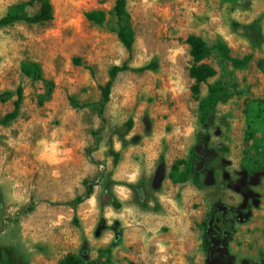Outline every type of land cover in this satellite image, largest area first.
Returning <instances> with one entry per match:
<instances>
[{
    "label": "rangeland",
    "instance_id": "rangeland-1",
    "mask_svg": "<svg viewBox=\"0 0 264 264\" xmlns=\"http://www.w3.org/2000/svg\"><path fill=\"white\" fill-rule=\"evenodd\" d=\"M30 1L0 0V19L20 6L34 16L40 5ZM50 1L51 22L0 29V118L23 90L19 117L0 126V264H58L70 253L83 264H206L203 221L215 203H238L228 184L243 170L264 169V0H127L132 70L118 75L105 121L102 87L129 59L116 0ZM91 11L106 12L107 21L89 22ZM190 36L212 48L203 63L217 71L200 99L192 94ZM220 42L231 58L253 61L235 68ZM28 64L40 67V80L23 72ZM216 82L230 97L204 129L199 102ZM5 93L12 96L3 102ZM200 137L218 153L210 161L214 184H205L206 173L200 185L175 184L173 165L192 156ZM160 167L166 175L156 185ZM86 183L91 197L73 206ZM106 186L121 209L103 197ZM233 241L237 264H257L250 243L248 254L242 250L246 239Z\"/></svg>",
    "mask_w": 264,
    "mask_h": 264
},
{
    "label": "trees",
    "instance_id": "trees-1",
    "mask_svg": "<svg viewBox=\"0 0 264 264\" xmlns=\"http://www.w3.org/2000/svg\"><path fill=\"white\" fill-rule=\"evenodd\" d=\"M38 3L40 8L32 17H29L23 9V6L17 7L13 12H10L5 17L0 19V29L6 28L18 22H27L31 24H45L51 22L54 19V8L50 0H31L29 5ZM114 13L119 22L118 39L120 43L125 47L129 53V59L121 66H114L109 72V81L102 87V100L98 106V113L100 118L105 121V108L110 102L112 89L114 83L119 74L132 70L129 63L132 59L133 47L136 41L135 33L131 28V15L127 10V0H116L114 6ZM86 18L89 22L102 25L107 21V13L104 11H91L86 14ZM187 44L190 47V55L192 58V66L190 68V77L195 81L192 87V94L194 97L199 98L202 94V86L208 84L211 79L216 77L217 71L212 66L203 63V61L209 58L212 54V48L202 38L198 36H190L187 39ZM218 49L221 54L229 58L235 68L243 69L247 67L252 61L253 56L247 55L242 58H231L230 51L227 45L220 42ZM260 68L264 71V60L259 62ZM150 66H146L140 69V71L150 70ZM23 72L31 78L40 80L42 78V71L36 64H28L23 67ZM11 93H5L2 95L3 102H6L10 98ZM230 95L221 82H216L209 86L208 95L201 99L199 102V114L200 123L204 129H209L214 123V113L221 103H225L229 99ZM23 90L19 88L17 91V100L14 102V109L8 113L5 117L0 118V126H7L15 121L22 108ZM134 128V121L129 120L125 125V133H129ZM196 155L192 151V156L186 160H178L172 167L170 178L177 183H187L193 181L195 185H200L198 179L199 174L195 170L194 159ZM119 159V154L115 153L116 162ZM182 167L184 169L182 170ZM87 191L85 196L78 197L72 203L73 206L83 203L89 199L93 193L94 186L86 183ZM103 197L107 199L108 204L112 205L116 209H121L122 204L116 199V196L112 192L111 188L106 186L103 190ZM13 264H27L21 261L22 259H13ZM58 264H83L79 255L70 253L62 258Z\"/></svg>",
    "mask_w": 264,
    "mask_h": 264
},
{
    "label": "flooded vegetation",
    "instance_id": "flooded-vegetation-1",
    "mask_svg": "<svg viewBox=\"0 0 264 264\" xmlns=\"http://www.w3.org/2000/svg\"><path fill=\"white\" fill-rule=\"evenodd\" d=\"M197 145L202 146V154H209L210 150H214L205 144L203 137L199 138L195 147ZM214 151L215 154L213 156L209 154L205 168L201 172H197L198 174L206 173V178L208 177L209 171H213L210 169L211 159L218 155L216 150ZM203 159L204 157L202 155H196L194 165ZM241 173L242 176L239 174L235 185L231 183L228 184L229 188H231V186L233 187L236 199L238 200V198H240L238 203L232 205L223 202L215 203L213 209L203 221L205 230L204 245L207 254L206 264H210V260L215 264H237V256L232 251V249L235 250L233 240L239 239V242H241L240 234L242 230L250 224L255 211H262L264 213V185L261 184L262 181H264V169L253 172L245 169ZM215 177L216 171H214V182ZM225 179L228 181L230 177L226 175ZM237 187H239V190H236ZM218 205L225 206L226 208H218ZM247 230L246 228L245 232H247ZM249 243L250 242L247 240V243L242 245V250L246 254L248 253L245 249V245ZM250 244L253 246L252 250L249 249L250 257L255 258L257 264H264V260L260 255L252 253V251H255V244ZM211 250L213 251L212 258ZM230 259H232L231 263H229ZM242 264L250 263L245 259Z\"/></svg>",
    "mask_w": 264,
    "mask_h": 264
},
{
    "label": "crops",
    "instance_id": "crops-1",
    "mask_svg": "<svg viewBox=\"0 0 264 264\" xmlns=\"http://www.w3.org/2000/svg\"><path fill=\"white\" fill-rule=\"evenodd\" d=\"M246 228L247 232H241L240 239H246L255 244V251L252 253L260 255L264 260V213L255 211L253 219Z\"/></svg>",
    "mask_w": 264,
    "mask_h": 264
},
{
    "label": "water",
    "instance_id": "water-1",
    "mask_svg": "<svg viewBox=\"0 0 264 264\" xmlns=\"http://www.w3.org/2000/svg\"><path fill=\"white\" fill-rule=\"evenodd\" d=\"M194 153L198 156H203L204 159L199 161L198 163H196L195 165V170L196 172H201L204 168H205V165H206V160L207 158L209 157V154L211 156H213L215 154V151L214 150H210L209 151V154H202V146L201 145H197L194 149ZM165 169L163 167H160L156 173V178H155V183L156 185H159L162 183V181L164 180L165 178ZM214 183V171H209L208 173V177L205 181V184L210 186V185H213ZM236 190H239V187L236 188ZM218 208H223L225 209L226 207L225 206H222V205H218ZM213 257V251L211 250V258ZM232 262V259H230L229 263ZM210 264H215L213 263V261H209Z\"/></svg>",
    "mask_w": 264,
    "mask_h": 264
}]
</instances>
